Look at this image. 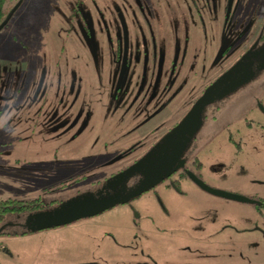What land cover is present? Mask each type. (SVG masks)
Segmentation results:
<instances>
[{
    "label": "rangeland",
    "instance_id": "rangeland-1",
    "mask_svg": "<svg viewBox=\"0 0 264 264\" xmlns=\"http://www.w3.org/2000/svg\"><path fill=\"white\" fill-rule=\"evenodd\" d=\"M73 1L43 0L32 22L8 40L17 45L16 51H6L14 61L0 53V197L21 202L37 198L39 209L80 190L115 183L125 173L121 166L142 153L133 151L115 161L112 157L135 139L137 118H131V109L125 112L126 95L137 85L158 80L157 70L149 73L148 63L140 65L137 58L142 39L152 32L157 55L164 57L168 52L161 50L169 40L176 64L165 80L182 72V48L188 39L194 41L183 56L194 53L197 64L180 74L186 78V98L172 101L162 115L152 118L160 133L235 59L236 47L229 45L240 39L253 8L252 0H231L226 23L216 24L211 19L216 0H208L200 14L203 29L200 17L191 18L183 1L129 0L140 13L153 14L157 20L152 31L139 34L130 31L127 22L126 41L122 9L133 12L125 0H89L97 15L93 24L84 11L86 0L77 1L69 19ZM217 3L220 7L223 0ZM159 8L171 21L167 26L158 19ZM99 28L113 40L98 37ZM1 30L0 51L7 35ZM253 70L246 81L232 84L228 78L219 83V92L224 93L206 104L190 150L200 160L199 173L212 187L257 199L264 198V70ZM145 128L142 137L149 136ZM113 170L118 173L111 174ZM180 182L183 192L158 186L157 195L141 192L127 203L115 202L53 227L0 234L5 246H0V263L264 264V209L259 214L252 202L209 194L189 179Z\"/></svg>",
    "mask_w": 264,
    "mask_h": 264
},
{
    "label": "flooded vegetation",
    "instance_id": "flooded-vegetation-1",
    "mask_svg": "<svg viewBox=\"0 0 264 264\" xmlns=\"http://www.w3.org/2000/svg\"><path fill=\"white\" fill-rule=\"evenodd\" d=\"M21 1L22 0H20L18 5L12 11V13H14V11L18 8ZM77 1L78 0H74L73 3L70 5V13L68 15L70 20L73 18V13H74L73 10L75 9L74 5L77 3ZM125 1L128 4V6L130 7L129 9L133 12V14H130L128 10L126 11V10L122 9V20L120 21V25H121V29H123L122 35L126 37V41H127L126 25L128 23L131 24V26L133 27L132 28L131 26H129L130 31L133 30L137 34H139V31L140 32H145L146 30L152 31L153 30V22H154V20H157L156 18L152 17L153 14H150V16H146L143 13H140V7H138V5L134 6V4L132 2H130L129 0H125ZM178 1L179 2L180 1L185 2V5L188 9V12L191 13V18L194 19L196 17L198 18V16L200 17L199 19L202 23V28L204 29V23L205 22H202L203 18H201L200 14L203 10H205L206 6L208 5V0H178ZM218 1L219 0H216V8H215L216 9L215 17H217V19L215 17H211V19L216 24L222 23L224 25L226 23V20L228 17V12L230 9L231 0H223V4L220 7L217 5ZM13 2H14V0H13ZM144 2H146V1L144 0ZM251 2H252L253 8H250V11H249L250 22L248 23V25L244 31L239 32V34H240L239 37L237 35H235L240 39H237L234 43L229 45V48H231V49H233L234 46L236 47V50H235L236 56H235V59H233L231 61V63L233 61H235L242 53H244L248 49L249 45L253 41L252 39L255 36L257 37V43H260V41H262L264 39V0H252ZM257 5H258V7H257ZM85 6L86 7L84 8V11L88 15L87 17L90 18V21H92V24H93V19L95 18V16H97L96 12L91 9V2L89 0H86ZM159 7H163V6L159 5ZM154 9H156V8H154ZM159 9H161V8H159ZM137 11L139 14L137 13ZM12 13L10 14V16L12 15ZM157 15H158V19L161 18L160 19L161 23H163V24H165V26H167V23H169L170 20H169L168 15L166 14V12L162 11V9H161V11L159 13H157ZM10 16L8 17V19L10 18ZM133 18H135V19H133ZM8 19L0 27V31H2L1 29H4L6 27ZM203 21H204V19H203ZM256 24H258L257 27H256ZM99 29L100 30L98 31V37L100 35H102V37L105 36L106 40L109 42L113 40L112 34L109 35V38H107L106 34L101 31V28H99ZM149 34L150 35L148 38L142 39V42H144V44L139 48L140 52L142 53V54L140 53L141 58L138 54H137V58L139 57L140 65H142V64L146 65V63H148V65L150 66V69H148L149 73H153L154 71L157 70L158 80H156V81L151 80V81H147L145 83H142L141 85H137L136 87L134 86L135 88H134L132 94L129 93L128 95H126L125 98H127L126 99L127 102L125 104L128 106V108L125 109V112H130V109H131L132 110L131 118H137L136 127L133 126L134 130H132L135 134V139H132V141H130L129 143L125 144L124 146H121L119 148V150H117L115 152L114 156H112V157H115V159L113 161L121 159L122 157H125L126 154H129L133 151H139L142 149L143 150L142 153H143L144 151H146L149 148L153 147L152 149H155L156 146H157L156 147L157 150H159V149L162 150V147H163L164 151L168 154L172 148L169 147V143H166L162 139V137H161L162 134L165 133L166 131H168L179 120V118L185 113V111L190 107V105L203 93L204 89L207 87L205 85H204V87H201L199 89V91L195 94V96H193L191 98L189 106L180 115V117L177 120H175L173 123H171L169 126H166L165 129L160 131V133H159L158 132L159 131V128H158L159 123L156 121L157 124H154L153 119L156 116L162 115V112L165 110V108L170 103H172V101H174L176 99L184 100L186 98V94L184 93L186 91V78L184 75H182V78H180V74L181 73L184 74L183 72L186 71V66L189 68L190 66H193V64L196 65L197 61H196V58L194 57V55H195L194 53H192L191 55L188 54V56H190V57L183 56L186 53L185 52L186 48L187 49L191 48L193 46V43H194V41L192 39H188L184 43V47L182 48V51H181V54L183 52V55L179 59V67L182 68V72L180 73V71H179L173 77H171V78L168 77V80H165L166 76H168L171 69H174L175 64H176V62L173 63V61L175 60V58L173 57L174 55L173 56L170 55V52H171L170 47L171 46L169 45V40L168 39L166 40V42L163 45V48L161 50L162 53H164L165 51L168 52V55H166L168 58L165 61L167 68L165 69L163 66V63H164V58L166 56L164 57L165 54L163 56H161V54H159V56L157 55L156 40H155L154 36L152 35V32ZM235 34H238V32H235ZM12 39H14V37ZM136 47H137V45H136ZM112 49L114 50L115 48L113 47ZM254 50H255V47L252 48L250 50V52H253L252 54H254ZM0 53H4L5 57H9V60L12 62L14 61L3 50H1ZM254 56L255 57L253 59H255V58L259 59V56L257 54L256 55L254 54ZM15 57H16V55H15ZM161 58H163V61H160ZM49 62L51 63V61H49ZM55 62H56V60L54 61V63ZM190 62H192V63L190 64ZM50 63L47 64L48 69H49V66H51V65H49ZM172 63H173V65H172ZM154 68L156 70H154ZM164 73H165V75H164ZM19 82H21L22 87L26 84V82L24 80L19 81ZM46 87L47 86L44 85V87H42V91H44ZM132 89H133V87L130 86V90H132ZM41 95H42V92L40 90L37 93L36 98L40 99ZM17 99H19V98H17ZM42 101H43V99H42ZM204 106H206V105H204ZM133 107H134V109H133ZM202 113L205 114V111H203ZM161 117H163V116H161ZM143 127H146L145 129H146V132L149 133V136L147 135V136L142 137L141 128H143ZM188 128L184 131L185 132L190 131V129H188ZM195 135H196V130H195L192 138L189 140L188 145L185 147V150H183V152L181 154L183 156L182 163L179 166H177L176 168H171L172 166L168 167L170 159L160 158L159 160H162L161 163L159 162V163L154 165L153 171L151 174H149L150 175L149 177L147 176V174L151 171L150 167L141 166L139 168V172L142 170V175L144 178L142 177V175H139V172L136 171L137 172L136 174L131 175L130 177H127L126 180L124 178H123V180L119 179L115 183H111L110 185H108L106 187H102L103 189L101 192L99 191V188H100L99 186H101L100 184L98 186H96L97 188L96 187H93V188L89 187L87 189L80 190L79 192H81V191L84 192L85 190H88V191L90 190L94 194V192H96V190H97L99 194H97V195L94 194V196L104 195L105 198H108V199L121 198L122 201H119V203H125V202L127 203L132 198L137 197L141 192H146L148 190L153 191L157 195L158 191H157L156 187H158V186L163 187L165 190L169 189L170 186H173V188L174 187L176 188V192H183V188H182L180 181L182 179H189L194 185H196V187L204 190L205 192H207L209 194H216V195L224 196V195L217 194V193L211 191L208 188V186H214V185L209 184V181H207V179L204 178L201 175V173H199L198 168L200 167V160L198 159L197 155L194 154L192 152V150H190V144H191L192 140L194 139ZM227 136L230 138L229 135H227ZM181 140H182V138H180V142H182ZM142 153L136 154V156L129 163L122 165L121 167L124 168L126 165L130 164L131 162L136 160L138 157H140V155H142ZM143 160H142V163H145L146 161L143 162ZM113 173L114 172H111V174H113ZM164 173H166V174H164ZM155 176H156V178L159 177L158 180L156 182L146 186L148 183L151 182L150 180L154 179ZM138 186H139V188H141L140 190L137 189ZM216 188H218V187H216ZM135 189H137L136 192H135ZM227 190H229V189H227ZM224 197H227V196H224ZM232 199H234V198H232ZM251 199H252L251 201H249V200L248 201L252 202L255 212L261 214L263 209H264V198H257V199L251 198ZM235 200H241V199H235ZM245 201H247V200H245ZM42 207H44V206H42ZM44 208H46V207H44ZM41 209H43V208H41ZM32 211H34V210H30V211L9 210L8 212H5L1 216V219H0V234H3V233H9V234H17L18 233L19 234V233L28 232V231L32 230V229L28 228L32 224V220L28 219V214L30 216L31 213H29V212H32ZM253 220H255V218L251 219L252 222H253ZM253 224H254V222H253ZM56 225H59V224L43 225L42 227H53ZM263 233H264V231H263ZM107 235L109 236L110 240L113 243H116V244L118 243V241L116 240L117 238L110 235L109 232H107ZM0 242H1V240H0ZM0 246H1V248L5 249V246L2 245V243H0ZM140 253L143 255L144 258L148 259V257H149L152 261H154L148 252H144V251L140 250ZM92 263L93 262L88 263V261H82L81 262V264H92ZM129 264H136V263L132 262ZM149 264H152V262H149Z\"/></svg>",
    "mask_w": 264,
    "mask_h": 264
},
{
    "label": "water",
    "instance_id": "water-1",
    "mask_svg": "<svg viewBox=\"0 0 264 264\" xmlns=\"http://www.w3.org/2000/svg\"><path fill=\"white\" fill-rule=\"evenodd\" d=\"M19 2L20 0H14V2L8 7L3 17L0 19V27L6 22ZM256 43L257 39L254 38L248 49L244 53H242L235 61H233L225 70H223V72L216 79L210 82V84H208L204 89L203 93L190 105V107L179 118V120L168 131L162 134V139L166 143H169V147L172 148L170 152L167 154L164 151L163 147L162 150H157V146L155 147V149H152L153 147L147 149L142 153V155H140V157L122 168L125 173L121 178H124L126 180L127 177L136 174L137 172H139V168L141 166L150 167L151 171L147 174V176L149 177V174H151L153 171L154 165L159 162L161 163L162 160H159L160 158L170 159L168 167L172 166L171 168H176L177 166H179L183 161V156L181 155L183 150H185V147L188 145L189 140L194 135L195 130H198L202 122V118L204 116V113L202 112L205 111L204 105L209 102H213L218 97V95L224 93L219 92V85H221L219 83L225 82L228 78L233 80L232 84L246 81L254 75L253 67H256L257 70L264 69V39L260 41V43ZM254 47V54H257L259 56V59H253L255 56L254 54H252L253 52H250V50ZM187 128L190 129V131L185 132L184 130H186ZM180 138H182V142H180ZM142 160L143 162H146L142 163ZM117 173L118 172H115L113 174L116 175ZM139 175H142V170L139 172ZM158 178H156L155 176L154 179L150 180L151 182L146 186L156 182ZM99 187V191L101 192L103 186L101 185ZM208 188L217 194H221L230 198L247 201L252 200L251 198L245 197L243 195H238L237 193H234L232 191L215 188L212 186H208ZM137 189L140 190L141 188H139L138 186ZM137 189H135V192L137 191ZM94 194L97 195L99 193L96 190ZM94 194L90 190H85L84 192L81 191L69 196L67 199H64V201L57 203V205L29 212L31 214L30 216L28 214V219L32 220V224L30 225V227H27L30 229H34L43 225L65 223L76 217L97 212L102 208L111 205L112 203L122 201L121 198L108 199L105 198L104 195L94 196Z\"/></svg>",
    "mask_w": 264,
    "mask_h": 264
},
{
    "label": "crops",
    "instance_id": "crops-1",
    "mask_svg": "<svg viewBox=\"0 0 264 264\" xmlns=\"http://www.w3.org/2000/svg\"><path fill=\"white\" fill-rule=\"evenodd\" d=\"M43 7V0H22L16 9L15 14L11 21L7 22L6 27L4 28L7 31V35L3 38L1 46L4 52L8 49L15 50L17 45L11 41L13 37H18L24 28L26 22H32L40 8ZM37 10V11H36ZM35 12V13H34ZM6 40V42H4ZM20 50L17 52L19 53ZM16 54V53H15ZM7 55V54H6ZM17 55V54H16Z\"/></svg>",
    "mask_w": 264,
    "mask_h": 264
},
{
    "label": "trees",
    "instance_id": "trees-1",
    "mask_svg": "<svg viewBox=\"0 0 264 264\" xmlns=\"http://www.w3.org/2000/svg\"><path fill=\"white\" fill-rule=\"evenodd\" d=\"M13 2V0H0V19L3 17L4 12L9 7V5ZM264 70V69H263ZM116 171V170H115ZM115 171H111L114 172ZM22 200H16L11 198H1L0 197V219L1 216L8 212L9 210H26L30 211L33 208L34 211L39 210L37 206H39V199L37 198H31L26 202H21ZM44 208V207H42Z\"/></svg>",
    "mask_w": 264,
    "mask_h": 264
}]
</instances>
